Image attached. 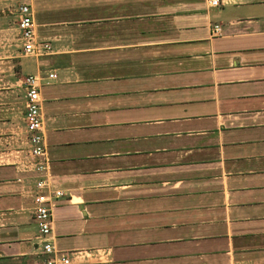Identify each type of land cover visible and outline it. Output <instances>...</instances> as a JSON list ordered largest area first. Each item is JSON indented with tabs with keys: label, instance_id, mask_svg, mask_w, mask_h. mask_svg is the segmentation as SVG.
Returning a JSON list of instances; mask_svg holds the SVG:
<instances>
[{
	"label": "crops",
	"instance_id": "obj_1",
	"mask_svg": "<svg viewBox=\"0 0 264 264\" xmlns=\"http://www.w3.org/2000/svg\"><path fill=\"white\" fill-rule=\"evenodd\" d=\"M18 5L0 0V264L49 259L45 176L64 192L52 237L71 264H264V0H34L39 56Z\"/></svg>",
	"mask_w": 264,
	"mask_h": 264
},
{
	"label": "built area",
	"instance_id": "obj_2",
	"mask_svg": "<svg viewBox=\"0 0 264 264\" xmlns=\"http://www.w3.org/2000/svg\"><path fill=\"white\" fill-rule=\"evenodd\" d=\"M34 0H19L18 14L21 37L24 43V52L27 55L39 56L48 51L50 45L39 41L35 30V18L32 8ZM222 0H209L211 7H219ZM222 30L216 25L214 33L219 34ZM50 78H56V73H50ZM40 75L31 74L25 78L26 86V119L28 130L31 133L32 154L34 157H43L36 163L37 171L47 170L48 159L46 158L45 125L42 116V98L40 89L42 86ZM64 195L62 189L57 188L47 176L37 181L35 193L34 216L38 224L40 238L44 253L50 257L45 264H71L70 258L58 255L52 237L53 209L57 198Z\"/></svg>",
	"mask_w": 264,
	"mask_h": 264
}]
</instances>
